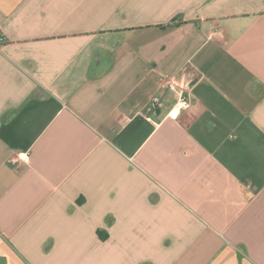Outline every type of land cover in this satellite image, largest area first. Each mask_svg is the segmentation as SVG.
I'll return each mask as SVG.
<instances>
[{
    "label": "crops",
    "instance_id": "crops-1",
    "mask_svg": "<svg viewBox=\"0 0 264 264\" xmlns=\"http://www.w3.org/2000/svg\"><path fill=\"white\" fill-rule=\"evenodd\" d=\"M0 35V264H264V0H0Z\"/></svg>",
    "mask_w": 264,
    "mask_h": 264
},
{
    "label": "built area",
    "instance_id": "built-area-1",
    "mask_svg": "<svg viewBox=\"0 0 264 264\" xmlns=\"http://www.w3.org/2000/svg\"><path fill=\"white\" fill-rule=\"evenodd\" d=\"M4 43H5V38L2 35H0V46L3 45ZM169 88L176 93L177 101L168 116L172 119H176L183 110L189 108L190 101L188 100V98H186L183 89H180L175 82L171 81L169 83Z\"/></svg>",
    "mask_w": 264,
    "mask_h": 264
},
{
    "label": "trees",
    "instance_id": "trees-1",
    "mask_svg": "<svg viewBox=\"0 0 264 264\" xmlns=\"http://www.w3.org/2000/svg\"><path fill=\"white\" fill-rule=\"evenodd\" d=\"M177 24H178L177 22H172V23L169 24V25L163 26V28H169V27L175 26V25H177Z\"/></svg>",
    "mask_w": 264,
    "mask_h": 264
}]
</instances>
